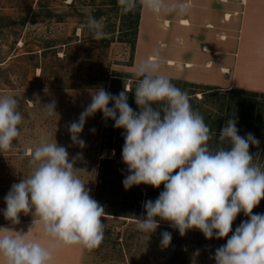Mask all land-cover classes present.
Listing matches in <instances>:
<instances>
[{
  "label": "clouds",
  "instance_id": "clouds-1",
  "mask_svg": "<svg viewBox=\"0 0 264 264\" xmlns=\"http://www.w3.org/2000/svg\"><path fill=\"white\" fill-rule=\"evenodd\" d=\"M117 2L128 13L138 0ZM139 3L155 15L188 11L184 3ZM85 26L92 40L109 37L91 14ZM134 76V90L125 85L123 91L112 94L101 86L90 94L91 102L78 119L66 125L72 144L86 146L80 136L85 123L102 112L105 121L111 119L114 128L124 130L122 161L128 169L124 188L164 186L154 201L143 202L146 215L136 220L144 238L167 221L181 236L198 229L208 240L227 238L210 257L215 264H264V213H253L264 199V166L249 151L250 146H259V140L252 133L241 136L235 118L226 121L218 136L213 133L202 114L192 108L188 92L162 73L158 55L143 60ZM130 92L139 111L128 103ZM56 107L53 99L42 110L48 117L58 116ZM23 120L20 101L14 95H0V153L14 148ZM213 139L214 147L209 143ZM27 155L31 171L11 185L2 214L13 225L20 223L21 213L31 215L32 223L27 232L0 228V264H54L65 247L98 248L104 239L106 213L77 174L84 171L75 167L82 153L70 158L56 139L42 137ZM240 213L248 219L233 231ZM37 229L46 243L29 238ZM171 241L170 232L161 233V247L167 248Z\"/></svg>",
  "mask_w": 264,
  "mask_h": 264
},
{
  "label": "rangeland",
  "instance_id": "rangeland-1",
  "mask_svg": "<svg viewBox=\"0 0 264 264\" xmlns=\"http://www.w3.org/2000/svg\"><path fill=\"white\" fill-rule=\"evenodd\" d=\"M138 3L135 10L124 13L117 0H0V95H14L24 115L14 148L0 153V225L10 223L2 214L4 197L13 183L30 173L27 153L42 137L56 139L70 158L82 153L83 159L75 167L84 171L77 174L96 200L101 155L105 153L103 113L87 119L80 134L86 143L83 149L72 144L66 125L78 119L91 102L90 94L103 87L104 80L107 87L103 88L111 93L114 84L108 74L135 73L131 70V42ZM89 14L102 23L109 33L107 39H91L85 26ZM93 86L97 87L90 89ZM53 99L58 116L48 117L42 105ZM131 206L119 202L113 209L118 215L137 217L138 208ZM105 217L103 244L86 249L83 264H169L173 256V264H215L210 257L227 240H208L198 229L188 230L184 236L176 230L168 231L172 241L163 248L161 233L167 230L157 228L146 239L136 228L137 219ZM31 219V215L20 214V221ZM240 223L236 220L233 230Z\"/></svg>",
  "mask_w": 264,
  "mask_h": 264
},
{
  "label": "crops",
  "instance_id": "crops-1",
  "mask_svg": "<svg viewBox=\"0 0 264 264\" xmlns=\"http://www.w3.org/2000/svg\"><path fill=\"white\" fill-rule=\"evenodd\" d=\"M188 11L155 15L141 8L131 70L158 55L170 79L264 93V0H165ZM31 220L1 224L27 232ZM46 243L37 229L29 238ZM86 249H61L54 264H83Z\"/></svg>",
  "mask_w": 264,
  "mask_h": 264
},
{
  "label": "trees",
  "instance_id": "trees-1",
  "mask_svg": "<svg viewBox=\"0 0 264 264\" xmlns=\"http://www.w3.org/2000/svg\"><path fill=\"white\" fill-rule=\"evenodd\" d=\"M139 1V0H138ZM142 5L138 3L136 10V21L133 23V39L132 46V62L133 64L136 50L137 35L140 24V14ZM112 77L114 84L111 90L112 94H118L124 90L125 84L130 81L129 88L134 90L136 78L133 74L124 75L118 72L108 74V78ZM172 83L183 91L188 92L190 96V103L192 108L198 111L204 117L205 123L209 125L213 133L216 132L217 136L221 128L224 126L229 118L237 120V128L241 136L247 133H252L256 139L259 140V146H250V153L256 155L257 162L264 166V93L241 89H223L220 87H212L203 84L190 83L187 81L171 79ZM120 85L116 90L115 85ZM99 86V85H98ZM93 86L90 89H94ZM103 87H107V82L104 80ZM99 88V87H98ZM129 105L135 110L139 111L135 104L134 94L129 93ZM112 105L110 104L109 107ZM105 125V153L101 155L102 163L100 169V178L97 186L96 201L101 204L105 209V216H122L125 218L137 219L141 215H146L143 208V202L151 199L155 200L160 192L164 190L163 184L157 189L150 185L140 184L125 189L122 181L128 175L127 166L122 161V147L124 145V130L114 128V121L111 119L104 122ZM211 146H215V139L209 142ZM114 151V156L112 152ZM124 206L132 205L137 207V217L128 215H118L115 211V204L119 203ZM262 203V204H261ZM264 199L260 204L253 209V213H262L264 210ZM135 215V214H134ZM102 217V220H105ZM248 219L243 213H240L236 220L243 221ZM234 221L233 225H235ZM162 224L158 228L167 231H176L177 229L170 226L169 222L161 221ZM106 228V227H105ZM234 231V230H233ZM107 234L104 230V237ZM231 234V233H230ZM229 234V235H230ZM101 245L98 247L100 248ZM176 256H173L169 264H173Z\"/></svg>",
  "mask_w": 264,
  "mask_h": 264
}]
</instances>
